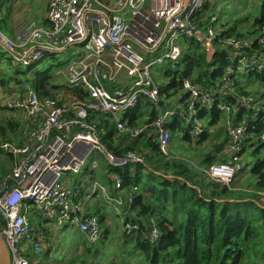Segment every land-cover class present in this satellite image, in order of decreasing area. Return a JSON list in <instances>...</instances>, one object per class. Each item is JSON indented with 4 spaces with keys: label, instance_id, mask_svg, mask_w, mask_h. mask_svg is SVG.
Masks as SVG:
<instances>
[{
    "label": "built area",
    "instance_id": "1",
    "mask_svg": "<svg viewBox=\"0 0 264 264\" xmlns=\"http://www.w3.org/2000/svg\"><path fill=\"white\" fill-rule=\"evenodd\" d=\"M216 1L49 0L47 24L24 22L14 26L12 37L0 29V57L7 56L15 67H32L49 55L76 47L83 50L67 69V89L72 93L64 99L45 98L30 83L1 94L0 105L21 118L16 141L1 145L14 159L13 172L0 189V215L6 223L0 236L10 250V264H31L30 255L44 253L43 235L45 230L51 235L50 223L57 229L76 227L89 244L103 241L99 212L90 213L109 194V188L93 177L101 166L97 157L106 162L109 174L112 168L143 165L145 154L113 153L102 138L108 131L96 122L99 116H107L109 126L132 138L153 130L160 152L170 157L168 123L175 117L190 123L192 136L198 138L207 133L201 113L215 108L225 120L229 143L219 155L220 162L203 174L215 184L233 182L244 166L248 129L264 128V112L257 108L256 96L241 90L244 77L264 71V25L250 34L225 35L218 15L206 8ZM184 46L197 47L214 68L211 75L201 84L193 77L177 79L187 95L179 106L183 113L165 110L143 127L132 126L129 116L140 103L159 107L169 101L153 69L159 64L176 67L187 54ZM120 74L122 84L108 90L104 82ZM240 114L241 123H235ZM260 140L264 142V131ZM83 172L88 178L70 176ZM110 175L115 185L111 192L121 193L123 179ZM260 194L264 202V193ZM118 197L114 200L120 201ZM128 215V210L122 213L124 218ZM151 224V240L156 243L161 233L155 220ZM139 230L138 224L128 222L124 233L133 236Z\"/></svg>",
    "mask_w": 264,
    "mask_h": 264
},
{
    "label": "trees",
    "instance_id": "2",
    "mask_svg": "<svg viewBox=\"0 0 264 264\" xmlns=\"http://www.w3.org/2000/svg\"><path fill=\"white\" fill-rule=\"evenodd\" d=\"M208 7L209 5L206 8ZM211 14L213 13L211 12ZM253 23L252 30L255 31L257 27L264 25V18L256 19ZM1 24L0 21V29L3 30L4 27ZM235 29L227 30L225 35H241V32L236 33ZM218 57L222 58L225 55L219 54ZM167 68L164 77L168 78L169 83L167 86L163 84L160 86L169 101H173L177 94H182L184 100L187 98V95L183 94L182 84H177V79L186 80L193 77L198 84H201L212 73V65L205 61L197 47L187 52L176 67L168 66ZM216 78L215 75L214 79ZM250 78L259 80L264 86V71L261 73L253 72ZM170 82L173 84L170 85ZM37 87L41 92L39 84ZM177 89L179 92L173 94V91ZM262 96L264 97V95ZM142 106L146 108V106L149 107V104H141L137 110L130 114L132 124ZM145 110L158 112L153 105ZM205 114L207 111L201 113L200 119ZM207 115L208 117L213 115L215 118L212 121L214 126L217 120L222 117V113L215 108ZM242 115L236 117L235 123H241ZM103 117L102 124H106L100 127L108 132L103 133L102 138L113 153L121 156L138 152L145 153L146 156L143 165L112 168L109 174L104 175L107 178V183L113 189H115V185L110 174H118L123 179L124 188L121 193L131 194L129 200L134 201L133 204H129L128 209L124 207L130 215L123 217V221L136 223L140 226V230L133 236L124 233L119 249L120 258H122L121 264H245L251 246L256 245L254 243L256 240L260 241L264 238V206L258 205L261 198L258 193H264V158L259 160L251 171V176L256 179H250V188L255 193L253 195L245 193L249 197H247L248 200L244 201L235 195L240 191H235L226 185L207 181L204 175L201 174L200 177L198 172L183 159L175 160L164 157L160 152L158 143L154 141L155 132L151 135L146 133L133 139L128 134H120L114 126H109V119ZM154 117V113H152L149 122H153L156 118ZM144 122H147L146 119ZM8 123L9 134H16L14 136L17 139L21 118L14 115V118ZM168 127L171 134L182 132L187 138H190L191 129H187L184 121L180 118L175 117L172 122L168 123ZM7 131L8 129L0 126V137L6 138ZM263 131V127L248 129L243 153L246 147H253L256 140H260ZM8 139L12 141L11 136L4 141L0 140V148ZM201 139V142L204 143L208 139V134L202 135ZM228 143L229 139L226 137L223 143L216 145L213 155L206 157L205 163L207 165L219 163V155ZM263 149L264 144L257 148L254 156H258ZM1 151L5 153L2 149ZM104 163L106 164L105 161ZM106 168L107 165L104 167L105 172L108 170ZM113 189L111 195L118 197L120 193H116ZM99 216L103 226L104 216L102 214ZM152 219L156 221L161 233V237L156 243L151 240ZM4 224L5 222L0 217V232L3 230ZM103 233L102 246L97 247V245L85 243L88 253L93 257H98L103 253L105 255L103 250L111 242L107 228L103 230ZM135 254L140 256L141 263H132L133 258L131 256ZM34 256L39 260L42 255ZM36 258L30 259L31 264L37 263ZM110 263L113 261L110 260Z\"/></svg>",
    "mask_w": 264,
    "mask_h": 264
},
{
    "label": "rangeland",
    "instance_id": "3",
    "mask_svg": "<svg viewBox=\"0 0 264 264\" xmlns=\"http://www.w3.org/2000/svg\"><path fill=\"white\" fill-rule=\"evenodd\" d=\"M0 4L1 26L4 27L3 31L9 37L13 36L12 29L14 26L24 22L35 20V22L39 24H47V0H1ZM209 7L212 13H216L218 15L219 25H223V30L226 31L236 28V33L241 32V34H250L252 33L253 22L256 19L264 18V0H218L212 4L210 3ZM184 49L186 52L190 51L187 46H184ZM81 53H83V50L76 47L75 49H70L60 54L49 55L43 61L36 63L32 67H15L9 62L7 56L0 57V103L2 100V93L4 95L11 94L14 92L13 89H21V85L25 83H30L36 87L39 84L42 92L40 93L45 98H54L56 100H60L57 98L64 99L66 96L70 95L69 93H72L71 89H67V69ZM168 66L170 65L159 64L153 69L154 78L157 80L159 85L163 84L165 86L169 83L168 78L164 77V73L168 69ZM216 67L219 69L221 66L217 64ZM212 69L214 68L212 67ZM212 69L211 71H213ZM38 76H41V78H38ZM123 77V74H120L110 81H105L104 84L107 89L111 91L113 90L115 84H122ZM243 83L246 87L241 90L247 92L250 96L255 95L257 108L259 110H263L264 112V97L262 96L264 95V86L261 85V82L255 78L249 79L248 77H244ZM119 88H121V86H119ZM178 92V89L174 90L173 94ZM183 94L185 95L184 92ZM147 103L149 104V107L146 106L144 109L150 108L151 103L144 101V104ZM182 104L183 95L177 94L173 101H167L164 105L156 107L158 111L156 117H161L165 110L183 113V109L179 108ZM14 115L15 112H11L0 105V126L4 129H8L6 132L7 137H0V140L2 139L4 141L11 136L12 142L16 141V136H14L16 134H9L8 123V121L14 118ZM102 118L104 117L99 116L96 119V122L100 126L105 124H102ZM105 119H108V117L105 116ZM203 119L205 121L202 122V124L208 134V139H206L204 143L201 142L202 135L198 138H194L190 131V138H187L184 133L177 132L175 134H171L170 149H168L170 157H166L161 153L168 159H183L188 162V164L198 172L200 177L204 175L203 171L210 166L205 163V158L213 155L215 146L223 143L227 137L224 118L221 117L220 120H217L215 126L212 125L213 115H210L208 119L206 116H203ZM149 120H151L150 115L147 116L146 121L149 122ZM134 121L135 122L133 124L131 123L132 126L143 127L146 125L145 122L141 121L140 123H137L138 120L136 119ZM184 124L187 129L192 128L190 123H186L184 121ZM218 130H220V132H218ZM153 132V130H148L143 135L146 133L151 135ZM139 137H135L133 139ZM154 141L156 142L155 139ZM263 144V141L256 140L253 147H246L242 157V164L244 165L242 170L230 185H226L232 187L235 191H240L235 195L244 199V201L248 200L247 197H249L245 193L250 195L255 193L250 188V179H256L251 176V171L255 164L264 158V149L258 156H254V152ZM97 159L102 167L101 169L96 170L97 174L96 176L93 175V177H96L97 181L109 188V194L108 197H102L99 201L98 208L92 209L90 213L94 215L99 212V215L102 214L104 216V225L102 228L103 230L106 228L108 229L110 233L109 237L111 239V242H109L107 247L103 250L105 255L103 253L98 257H93L89 254L87 250L88 248L85 245L87 240L76 227L62 230L55 228L54 223H50L47 225V228L50 229L51 235L48 237L46 233L47 230H45L43 235V237L45 236L44 238L46 243L44 253L39 260H37L34 255L31 256L32 259L36 258V264H121L122 258H120L121 252L119 249L122 245L121 239L124 235V228L126 225L125 221H123L124 219L122 213L126 210L124 207L128 209L130 207L129 204H133L134 201H130L129 198L132 195L126 193H120L123 194V196L120 195V201L114 200L117 197H113L111 195L112 192L110 184L107 183V178L104 176L106 175L103 167L104 160L101 156L97 157ZM13 168L14 159L6 153H3L0 148V189L6 183L8 176L13 172ZM87 168H91V160L88 161ZM70 176L75 180L84 178L87 174L86 172H83L81 175L70 174ZM258 194L261 197L258 201V205L263 207V197L260 193ZM251 211H253V209H251ZM132 213L134 214V211ZM257 214L259 215V212H257ZM0 217L2 216L0 215ZM151 223H153V219L151 220ZM5 227L6 223L2 229H5ZM254 243L256 245L251 246V250L245 264H264V238L260 241L256 240ZM98 246H102L101 242L97 244V247ZM131 257L133 258L132 263H141L139 255L135 254ZM110 260H112L113 263H110Z\"/></svg>",
    "mask_w": 264,
    "mask_h": 264
},
{
    "label": "water",
    "instance_id": "4",
    "mask_svg": "<svg viewBox=\"0 0 264 264\" xmlns=\"http://www.w3.org/2000/svg\"><path fill=\"white\" fill-rule=\"evenodd\" d=\"M11 253L2 236H0V264H10Z\"/></svg>",
    "mask_w": 264,
    "mask_h": 264
},
{
    "label": "crops",
    "instance_id": "5",
    "mask_svg": "<svg viewBox=\"0 0 264 264\" xmlns=\"http://www.w3.org/2000/svg\"><path fill=\"white\" fill-rule=\"evenodd\" d=\"M48 2H49V0H47V3H48ZM141 104L144 105L143 102H142ZM141 104H140V105H141ZM140 105H139V106H140ZM139 106H138L137 108H139ZM136 110H137V109H136ZM153 110H154V109H153ZM152 113H154V116L156 117V115H157L158 112L145 110L144 107L142 106V107L138 110V112H137V118H136V120H138L137 123H140L141 121L144 122L145 119H147V116H148V115L151 116ZM147 114H148V115H147ZM141 116H142V117H141ZM155 117H154V118H155ZM143 120H144V121H143ZM221 131H222V130H221ZM101 167H102V166H100L99 169H101ZM103 167H105V163L103 164ZM99 169H98V170H99ZM96 174H97V172L95 171V172L93 173V175L96 176ZM120 195L123 196V194H120Z\"/></svg>",
    "mask_w": 264,
    "mask_h": 264
},
{
    "label": "clouds",
    "instance_id": "6",
    "mask_svg": "<svg viewBox=\"0 0 264 264\" xmlns=\"http://www.w3.org/2000/svg\"><path fill=\"white\" fill-rule=\"evenodd\" d=\"M250 79H252V78H250ZM246 87V86H245Z\"/></svg>",
    "mask_w": 264,
    "mask_h": 264
}]
</instances>
